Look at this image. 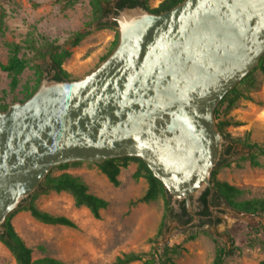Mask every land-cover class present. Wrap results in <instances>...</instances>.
Returning <instances> with one entry per match:
<instances>
[{"label":"water","instance_id":"1","mask_svg":"<svg viewBox=\"0 0 264 264\" xmlns=\"http://www.w3.org/2000/svg\"><path fill=\"white\" fill-rule=\"evenodd\" d=\"M113 9L118 41L99 65L63 81L44 72L27 99L0 110V232L52 167L123 156L140 158L171 204L198 217L190 203L226 143L213 110L264 53V0Z\"/></svg>","mask_w":264,"mask_h":264},{"label":"rangeland","instance_id":"2","mask_svg":"<svg viewBox=\"0 0 264 264\" xmlns=\"http://www.w3.org/2000/svg\"><path fill=\"white\" fill-rule=\"evenodd\" d=\"M160 1L148 0V5L155 7ZM0 6L3 10L0 63L6 59V42L23 44L30 33L41 34L70 51L62 67L70 79H75L99 65L118 34L116 26L100 27L99 22L91 21L89 0H77L65 9L58 0H0ZM87 21H90L88 33L76 45H71L72 33ZM44 72L49 73L48 59L42 66V74ZM251 76L252 84L238 85L243 96L223 115L229 121L221 134L226 140L224 145L232 147L228 156L230 164L215 168L218 180L246 189L241 198L264 197V158L259 159L260 166L241 160L246 151L243 147L245 139L264 142V72L255 68ZM34 79V68L28 66L18 75L17 85L11 90L9 76L0 70V102L1 99L9 104L14 102L11 99L20 97L22 87L32 84ZM136 166L135 161L128 160L127 165L120 168L117 186L107 180L94 162L80 161L64 168L52 167L48 175L65 171L78 176L87 184L89 192L106 199L108 204L100 211V217L94 218L85 206H75L66 191L35 190L31 200L37 208L64 215L76 227L43 223L25 209H14L11 224L32 249V257L51 256L67 264H111L122 253L147 252L152 245L167 244L178 251L173 255L176 264H211L216 246L228 244L232 237L237 250L224 259V264H264V213L251 215L220 206L211 209L213 218L219 222L199 225V218L194 220L193 216L191 223L184 226L168 221L163 234L153 243L152 237L165 214V203L160 196L146 202L139 200L147 182L143 177L132 178ZM172 206L175 210L178 208ZM190 208L197 209L193 208L192 202ZM0 264H16L1 241ZM128 264L143 262L136 260Z\"/></svg>","mask_w":264,"mask_h":264},{"label":"trees","instance_id":"3","mask_svg":"<svg viewBox=\"0 0 264 264\" xmlns=\"http://www.w3.org/2000/svg\"><path fill=\"white\" fill-rule=\"evenodd\" d=\"M58 1L61 2V7L63 9L71 7L77 2V0ZM111 1L112 0H89L91 5V21L99 22L103 14V5H108ZM182 1L183 0H161L155 7H149L148 0H118L117 6L122 8L125 6L133 7L140 5L147 11L158 14L172 8ZM2 18L3 10L0 6V31L2 30L1 25L3 24ZM89 24L90 21H87L72 33L70 38L71 45H76L86 36ZM99 26H116V23L99 22ZM117 41L118 34L116 33L115 38L112 41L110 48L103 56V59H105L116 46ZM5 47L6 59L5 62L0 63V70L9 76L11 90L16 87L18 75L21 74L25 68L32 66L35 73L34 82L32 84H25L20 90V97L12 98V101L17 100L22 102L36 90L41 79L42 66L43 64H46L47 59L49 61V69L53 71V79L57 81L70 79L69 73L62 67V62L70 55V51L60 47L41 34L35 35L34 33H30L27 38L24 39L23 44L19 42H6ZM255 68H259L264 72V53L261 55ZM252 71L248 72L234 87L227 91L213 110L215 125L222 134L224 127L229 124V121L224 119L223 115L235 105L239 97L243 96V93L238 89V85L245 83L252 84ZM2 94L5 96V91H3ZM1 100L0 110L3 111L7 108L9 103L4 102L3 99ZM224 137L227 138V135L224 134ZM243 147L246 151L241 156V160H247L249 164L253 166H260L259 159L264 158V142L245 139ZM231 152V145L228 144L222 147L220 159L211 171L210 187H207L197 199L198 205L195 213L199 217V225L219 222V219L213 218L211 209H219L220 206H226L235 211L251 215L264 213V197L241 198L246 191L245 188L232 185L226 181L218 180L215 177L217 166L219 167L221 165L230 164L228 156ZM128 160H133L137 163V166L132 173V178L138 180L140 177H143L147 182V188L141 197H139V200L146 202L153 200L158 196L164 199L165 214L152 237L153 243H156L157 238L163 234V230L166 228L168 221H176L177 224L183 226L189 224L193 217L187 212L183 201L179 202L178 210H175L171 204L170 195L167 190L163 187L162 183L152 175L151 171L140 158L123 156L105 159L101 163L95 164L100 172L106 176L107 180L113 186H117L119 184L118 175L120 168L125 167ZM79 162L80 161L63 163L58 165V168H64L68 164H78ZM210 188H212L211 193ZM49 190H54L56 192L66 191L70 193L74 205L85 206L94 218H99L100 211L108 204L106 199L89 192L87 184L82 179L65 171L54 176L46 174L36 189L38 192H46ZM31 196L32 195L30 194L23 199L17 209L27 210L34 219L43 223L58 224L73 228L76 227V224L64 215L51 214L37 208L31 200ZM13 213L14 211L10 212L2 223L3 230L0 232V241L9 250L16 264H67L63 260L51 256L33 258L32 249L24 242L22 237L14 230L13 225L11 224L10 219ZM191 237L192 236H190V238ZM262 247L264 249V241ZM236 250L237 246L235 245L233 238L229 237L228 244L216 246L211 264H224V259L227 256L233 255ZM177 252L178 251L174 246H169L167 244H163L160 247L152 245L147 252L130 251L117 255L111 264H128L136 260H141L143 264H176L173 255Z\"/></svg>","mask_w":264,"mask_h":264},{"label":"flooded vegetation","instance_id":"4","mask_svg":"<svg viewBox=\"0 0 264 264\" xmlns=\"http://www.w3.org/2000/svg\"><path fill=\"white\" fill-rule=\"evenodd\" d=\"M114 1V7L113 8H119L117 6V1L118 0H112ZM104 9H103V14L99 20V22L101 23H112V21H109L108 20V16L111 14V13H115L116 11L112 8V6L110 5V3L108 5H103ZM105 19V20H104ZM49 72L51 73V70L49 69ZM53 74V72L51 73ZM181 202V201H178V203ZM178 210V208L176 209ZM199 218V217H198ZM192 221V220H191ZM176 222V221H174Z\"/></svg>","mask_w":264,"mask_h":264}]
</instances>
